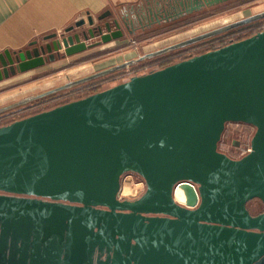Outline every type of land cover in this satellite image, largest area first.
<instances>
[{
  "label": "water",
  "instance_id": "obj_1",
  "mask_svg": "<svg viewBox=\"0 0 264 264\" xmlns=\"http://www.w3.org/2000/svg\"><path fill=\"white\" fill-rule=\"evenodd\" d=\"M230 1L88 15L0 54V82ZM261 20L264 11L1 106L0 116ZM231 123L255 128L242 158L220 150ZM127 174L146 184L135 200L121 198ZM255 200L264 206V31L0 127V251L11 248L0 264H264Z\"/></svg>",
  "mask_w": 264,
  "mask_h": 264
},
{
  "label": "rangeland",
  "instance_id": "obj_2",
  "mask_svg": "<svg viewBox=\"0 0 264 264\" xmlns=\"http://www.w3.org/2000/svg\"><path fill=\"white\" fill-rule=\"evenodd\" d=\"M151 6L155 7V0H151ZM263 11L264 0H232L218 6L205 8L200 12H196L188 17H183L177 21L156 24L145 31L138 30L136 34L131 36L127 33L126 36L130 38V41L127 43H119L120 45L111 47L103 52H95V54L87 55L88 57L74 64L61 65V63H55L48 65V68L38 73H32L1 84L0 107L95 73L104 67L121 63L124 60L137 58L140 55L167 47ZM226 34L167 54L160 58L139 63L125 71L1 115L0 127L10 124L15 120L23 119L53 109L62 104L84 98L90 95L89 93H93L96 89H107L128 80L130 76L149 73L153 70L170 65V63L179 62L183 60V58L191 57L209 49L210 46H203L224 38ZM219 44L220 43H217L213 46ZM243 130L245 131L246 129L242 124H229L220 144V150L227 153L229 156L236 157L238 155V149L249 140L246 138L248 135L247 132L244 133ZM235 142H238L239 146H236ZM127 177L130 178L125 177L123 179L121 198L133 199L140 197L146 190V187L144 189L142 186L138 185L143 179L135 175H128ZM180 192L181 191L178 190L176 191V197L183 203L184 200L180 198ZM249 209L254 215H257L264 210V206L261 201L255 200L249 204Z\"/></svg>",
  "mask_w": 264,
  "mask_h": 264
},
{
  "label": "crops",
  "instance_id": "obj_3",
  "mask_svg": "<svg viewBox=\"0 0 264 264\" xmlns=\"http://www.w3.org/2000/svg\"><path fill=\"white\" fill-rule=\"evenodd\" d=\"M149 1L151 0H0V54L6 50L11 52L25 50L36 41L46 43L44 41L46 36L64 33L67 28L84 18V13L95 19L108 11H112L116 17L125 14L132 17L136 10L148 8ZM128 41L130 38L126 36L122 40L102 44L84 53L57 59L48 65L74 64L88 57L87 55L103 52ZM125 61L127 60L122 62ZM48 65L38 70L12 76L10 79L0 82V85L19 77L38 73L48 68Z\"/></svg>",
  "mask_w": 264,
  "mask_h": 264
},
{
  "label": "built area",
  "instance_id": "obj_4",
  "mask_svg": "<svg viewBox=\"0 0 264 264\" xmlns=\"http://www.w3.org/2000/svg\"><path fill=\"white\" fill-rule=\"evenodd\" d=\"M83 17L84 18H87L88 17V14H86V13H84L83 14ZM262 31H264V20H261V21H258V22H256V23H253V24H250V25H247V26H245V27H242V28H240V29H237V30H235V31H232V32H229V33H227L226 35H225V37L224 38H221L220 40H216L215 42H211L210 44H208V45H204V44H206V43H204V44H202V45H204L203 47H207V46H212V45H214V44H217V43H220L219 45H217V48L218 47H221V46H224V45H227V44H229V43H231V42H235V41H239V40H242V39H245V38H247V37H250V36H252V35H254V34H256V33H258V32H262ZM220 37V36H219ZM223 37V36H222ZM218 38V37H217ZM223 43H226V44H223ZM202 47V48H203ZM193 56H195V55H193ZM193 56H191V57H193ZM128 74V73H127ZM130 75V74H129ZM130 77H132V76H130ZM117 79V78H116ZM16 121V120H15ZM240 125V124H239ZM244 127H245V131L243 130V132L244 133H246L247 132V136H246V138L247 139H249L248 140V142H246L245 144H242V147H240L239 149H238V152H237V156L235 157V156H231V157H233V158H236V159H238V158H242L243 156H246L247 154H249L250 152H251V150H252V147H251V141H252V138H253V136H254V134H255V128L254 127H252V126H247V125H245V124H242ZM250 134V135H249ZM128 176V175H127ZM126 176V178H130V177H127ZM138 185H140V186H142L144 189H145V187H146V184H145V182L144 181H141V182H139L138 183Z\"/></svg>",
  "mask_w": 264,
  "mask_h": 264
},
{
  "label": "flooded vegetation",
  "instance_id": "obj_5",
  "mask_svg": "<svg viewBox=\"0 0 264 264\" xmlns=\"http://www.w3.org/2000/svg\"><path fill=\"white\" fill-rule=\"evenodd\" d=\"M176 12L175 11H172V14L174 15ZM127 175H135V176H138V175H136V174H127ZM126 175V176H127ZM125 176V177H126ZM137 198H139V197H136V198H133V199H129V200H135V199H137ZM123 199H125V198H123ZM0 249H1V241H0ZM11 248H9L7 251H4V252H2V251H0V256H2V253H6L8 256L11 254V250H10ZM2 252V253H1ZM17 255V258H16V260H20V256H21V254L20 253H17L16 254ZM10 257V256H9ZM9 257H8V259H9ZM104 259L106 260L107 259V256H104ZM28 260H30V258L28 259ZM29 263H30V261H29Z\"/></svg>",
  "mask_w": 264,
  "mask_h": 264
},
{
  "label": "trees",
  "instance_id": "obj_6",
  "mask_svg": "<svg viewBox=\"0 0 264 264\" xmlns=\"http://www.w3.org/2000/svg\"><path fill=\"white\" fill-rule=\"evenodd\" d=\"M188 16H190V15H188ZM188 16H186V17H188ZM180 20V19H179ZM223 44H226V43H223ZM215 48H217V46H211L209 49H207V50H204L203 52H200V53H198V54H202V53H205V52H207V51H209V50H213V49H215ZM183 52V51H182ZM181 54V53H180ZM198 54H196V55H198ZM178 55V54H177ZM187 58H190V57H186V58H183V59H187ZM169 64V63H168ZM171 64V63H170ZM167 65V64H166ZM97 91H99L98 89H96L94 92H97ZM93 92V93H94ZM89 94H92V93H89ZM245 125H247V124H245ZM247 126H250V125H247Z\"/></svg>",
  "mask_w": 264,
  "mask_h": 264
},
{
  "label": "bare ground",
  "instance_id": "obj_7",
  "mask_svg": "<svg viewBox=\"0 0 264 264\" xmlns=\"http://www.w3.org/2000/svg\"><path fill=\"white\" fill-rule=\"evenodd\" d=\"M175 197H176V194H175ZM180 198H181L182 200H184V195H183L182 192H180ZM176 200H177V202L182 203L179 199H177V197H176Z\"/></svg>",
  "mask_w": 264,
  "mask_h": 264
}]
</instances>
